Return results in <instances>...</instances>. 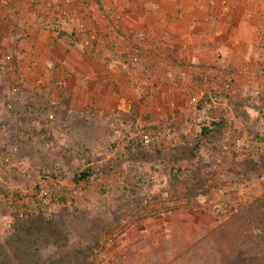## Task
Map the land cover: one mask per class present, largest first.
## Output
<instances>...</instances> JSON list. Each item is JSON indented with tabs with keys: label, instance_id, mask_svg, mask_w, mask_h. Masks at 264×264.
Masks as SVG:
<instances>
[{
	"label": "rangeland",
	"instance_id": "1",
	"mask_svg": "<svg viewBox=\"0 0 264 264\" xmlns=\"http://www.w3.org/2000/svg\"><path fill=\"white\" fill-rule=\"evenodd\" d=\"M4 79L0 244L15 220L41 215L46 224L35 230L29 251L39 263L74 247L87 264L229 261V242L218 233L264 195V167L256 172L249 165L264 163V82L258 90L241 81V88L239 81L222 84L211 94L214 101L197 108L187 97L166 111L132 110L128 116L87 109L85 121L73 114L71 102L63 101V109L48 106L40 83L33 85V96L25 88L15 96ZM200 85L206 86L192 91ZM7 98L17 103L11 112ZM205 127L210 134H203ZM44 133L50 135L47 143L38 138ZM142 133L154 135L155 143L133 147ZM183 145L197 149L196 158L173 162ZM63 238L70 246L59 250L54 242Z\"/></svg>",
	"mask_w": 264,
	"mask_h": 264
},
{
	"label": "crops",
	"instance_id": "2",
	"mask_svg": "<svg viewBox=\"0 0 264 264\" xmlns=\"http://www.w3.org/2000/svg\"><path fill=\"white\" fill-rule=\"evenodd\" d=\"M58 6L70 13L61 38L42 30ZM10 51L11 77H25L30 97L40 83L56 110L65 101L77 118L166 111L207 81L262 86L264 0H0V58Z\"/></svg>",
	"mask_w": 264,
	"mask_h": 264
},
{
	"label": "trees",
	"instance_id": "3",
	"mask_svg": "<svg viewBox=\"0 0 264 264\" xmlns=\"http://www.w3.org/2000/svg\"><path fill=\"white\" fill-rule=\"evenodd\" d=\"M12 104L13 108L17 107L16 101L15 104ZM213 122L217 124V122ZM209 128L205 127L203 129L204 135L211 133ZM134 142L136 143L133 147L142 146L140 140H135ZM196 156L197 149H191L183 145L173 155V162L189 160L196 158ZM250 164L252 165L251 169H254L256 172L264 167V163L261 162H249ZM33 218L23 221L15 220L12 223L11 235L6 237L3 244H0V264H87L86 257L79 259L80 250L74 246L73 249L70 248L65 251L64 255H50L42 263L33 261V257L29 254V251H31L33 245L35 230L46 224V220L41 215ZM229 223L218 233L221 239L229 242L228 246L230 247L229 252L231 254L227 257L229 261L225 264H264V195L239 212ZM54 243L58 244L59 250L70 246L68 240L65 238ZM33 256L35 257V255Z\"/></svg>",
	"mask_w": 264,
	"mask_h": 264
},
{
	"label": "built area",
	"instance_id": "4",
	"mask_svg": "<svg viewBox=\"0 0 264 264\" xmlns=\"http://www.w3.org/2000/svg\"><path fill=\"white\" fill-rule=\"evenodd\" d=\"M4 5H9L6 1H4ZM87 7L86 2H81L80 3V8L82 10H85ZM58 17V20L55 22L52 21L51 24L49 23H44L42 30L45 32H53L55 33L56 36H58L59 38H61L63 36V34L66 32L65 29V24L64 21H68L70 20V13L68 12V10L66 9H62L61 6H58L56 8V13H55ZM144 36H146L145 34H140L139 35V40L141 41H145L148 38H144ZM140 49H142V46H140ZM134 62H138V58L139 55L137 53L134 54ZM14 56L13 54H7L3 57V59L0 60V78L5 80L4 78H7L8 82L12 83V87H10V92L12 95H19L21 93V91L25 88V84H26V79L23 76H15V77H11V71L14 69L12 67V63H13V59ZM218 81H207L204 82L206 84V86L202 87V85L200 87L197 88V90L192 91L191 95L189 96L190 99V104L192 105V107L197 108L200 106H203L205 104L204 101L210 99L212 101H214L212 99V95L214 90H217L218 88L222 87V84L226 85V87H229L228 83H231L232 81L229 79H224L222 80V82L220 83ZM207 83H212L207 84ZM211 96V97H210ZM210 97V98H209ZM8 102L5 104L6 109L11 112L13 111V104L11 103V101H9V98L6 99ZM216 105V103H213L212 105ZM39 140L41 142L47 143L48 140H50V135L49 133H44L39 135ZM140 141L142 142V144L144 146H151L155 143V137L154 135L150 134V133H144L141 135L140 137ZM23 214H21L22 217Z\"/></svg>",
	"mask_w": 264,
	"mask_h": 264
}]
</instances>
